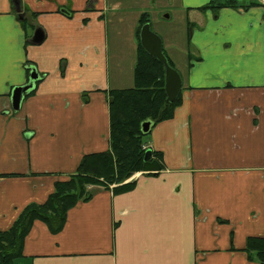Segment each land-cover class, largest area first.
I'll return each mask as SVG.
<instances>
[{
	"label": "crops",
	"instance_id": "obj_1",
	"mask_svg": "<svg viewBox=\"0 0 264 264\" xmlns=\"http://www.w3.org/2000/svg\"><path fill=\"white\" fill-rule=\"evenodd\" d=\"M12 1L0 0V230L84 156L108 150V92L135 86L134 29L129 47L111 46L107 19L130 0H17L21 15ZM209 1L136 2L176 3L195 27L165 39L189 35L192 60L173 118L144 137L161 170L134 174L120 193L91 186L57 234L35 221L13 264H264L245 251L264 238V4L198 10ZM35 28L40 45L30 43ZM27 63L40 82L14 112Z\"/></svg>",
	"mask_w": 264,
	"mask_h": 264
},
{
	"label": "trees",
	"instance_id": "obj_2",
	"mask_svg": "<svg viewBox=\"0 0 264 264\" xmlns=\"http://www.w3.org/2000/svg\"><path fill=\"white\" fill-rule=\"evenodd\" d=\"M249 6L240 5L234 0H210L198 10H212L217 13L221 8L246 9ZM59 12L65 15L71 13L63 8L59 9ZM30 16L33 18L37 14L31 13ZM149 22V15L142 13L135 35L137 43L135 86L108 92L110 119L108 150L84 156L74 174L65 181L55 183L53 193L44 203L27 205L7 230H0V264H13L22 257L25 238L35 221L44 223L51 234L59 233L65 225L67 212L78 202L91 199V186H103L108 189L109 186L116 185L112 189L114 193L132 188L133 182H125L142 171L144 154L147 150L143 148L146 135L141 132V124L151 121L154 126L172 119L175 109L182 101L180 91L172 103L167 101L164 89V66L150 56L140 44V29ZM189 39L188 35L185 38L186 47ZM162 52L169 66L175 69L173 60L166 54L163 46ZM185 55L186 69H189L192 55L189 52ZM26 66L27 74H29L32 66L28 63ZM39 82L40 80L36 82V85ZM32 93L34 90L25 97ZM159 158L158 153H152L153 160L157 161ZM245 251L252 254V258L264 263V238H249Z\"/></svg>",
	"mask_w": 264,
	"mask_h": 264
},
{
	"label": "rangeland",
	"instance_id": "obj_3",
	"mask_svg": "<svg viewBox=\"0 0 264 264\" xmlns=\"http://www.w3.org/2000/svg\"><path fill=\"white\" fill-rule=\"evenodd\" d=\"M15 1H12L13 5ZM130 2V7H123L116 12H109L107 19H109L108 32L111 46L117 39H120L124 48L129 47L133 38L132 30L134 29V34L136 35L139 28V20L135 21V19H138V16H141L142 13H147L150 19L151 31L162 39V46L166 54L173 60L175 70L180 77L182 76L183 80V71L186 65L185 54L191 53L189 46L186 47V44L184 45L187 36H185L183 43L180 41V37L168 39L169 41H165V39L168 36L179 34L181 30L190 35L194 25L180 11H177L176 7L178 4L176 3H173L170 9H161V6L156 4L154 6L151 5L149 8L141 9L138 7L139 3L136 4L137 0H134V2L130 0ZM166 16H168V19ZM26 23L29 24V21ZM171 52L174 54L171 55Z\"/></svg>",
	"mask_w": 264,
	"mask_h": 264
},
{
	"label": "water",
	"instance_id": "obj_4",
	"mask_svg": "<svg viewBox=\"0 0 264 264\" xmlns=\"http://www.w3.org/2000/svg\"><path fill=\"white\" fill-rule=\"evenodd\" d=\"M15 11L21 13V5L19 1H15ZM21 15V14H20ZM168 16H166L167 18ZM44 40V33L41 29L36 28L33 32V35L30 39L32 45H40ZM139 40L141 46L144 50L152 57L160 61L165 69L164 81H165V94L166 99L169 103H172L177 97L182 81L178 72L169 66L166 57L162 52V40L161 38L154 34L148 23L144 24L139 32ZM40 80L39 74L35 69H30L28 74V82L25 85L15 87L10 94L11 108L12 111L17 112L21 107V103L25 96L34 90L35 83ZM153 123L151 121H145L141 124V132L144 135H147ZM161 170V166L158 161L152 159V151L146 150L143 159L142 165V174H156Z\"/></svg>",
	"mask_w": 264,
	"mask_h": 264
},
{
	"label": "built area",
	"instance_id": "obj_5",
	"mask_svg": "<svg viewBox=\"0 0 264 264\" xmlns=\"http://www.w3.org/2000/svg\"><path fill=\"white\" fill-rule=\"evenodd\" d=\"M261 2L264 4V0H261ZM143 148H145V147H143Z\"/></svg>",
	"mask_w": 264,
	"mask_h": 264
}]
</instances>
